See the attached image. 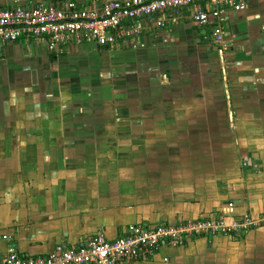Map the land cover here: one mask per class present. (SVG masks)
<instances>
[{"label":"crops","instance_id":"1","mask_svg":"<svg viewBox=\"0 0 264 264\" xmlns=\"http://www.w3.org/2000/svg\"><path fill=\"white\" fill-rule=\"evenodd\" d=\"M64 1L110 0L0 8ZM191 13L141 21L139 35L110 48L0 46V237L20 255L96 233L112 240L128 224L264 211V0L228 15L224 50ZM8 243L0 238V256ZM127 264H264V226L161 245Z\"/></svg>","mask_w":264,"mask_h":264},{"label":"built area","instance_id":"2","mask_svg":"<svg viewBox=\"0 0 264 264\" xmlns=\"http://www.w3.org/2000/svg\"><path fill=\"white\" fill-rule=\"evenodd\" d=\"M253 0H119L106 1L99 7L64 1L57 5L0 8V46L19 41L40 43L48 53L66 46L91 42L98 47H113L139 35V22L150 23L163 12L177 16L190 8V19L204 31L202 38L224 50L230 33L224 27L228 15L244 11ZM162 27L163 22H156ZM264 226V211L259 216L235 219L217 215L174 224H128L112 240L100 233L88 237L84 245H55L43 255H20L11 235L0 264H127L149 262L161 245L178 246L187 240L217 235L237 237L252 228ZM166 262V259H163Z\"/></svg>","mask_w":264,"mask_h":264},{"label":"rangeland","instance_id":"3","mask_svg":"<svg viewBox=\"0 0 264 264\" xmlns=\"http://www.w3.org/2000/svg\"><path fill=\"white\" fill-rule=\"evenodd\" d=\"M226 30H228V29H226ZM200 33L203 35L204 34V31H200ZM25 42V41H24ZM31 42H35V41H31ZM27 42H25V44H26ZM27 45H34L33 43H28Z\"/></svg>","mask_w":264,"mask_h":264},{"label":"flooded vegetation","instance_id":"4","mask_svg":"<svg viewBox=\"0 0 264 264\" xmlns=\"http://www.w3.org/2000/svg\"><path fill=\"white\" fill-rule=\"evenodd\" d=\"M230 45V44H229Z\"/></svg>","mask_w":264,"mask_h":264}]
</instances>
